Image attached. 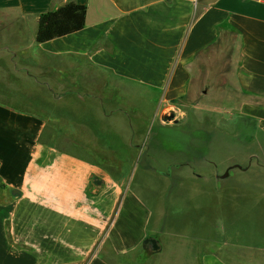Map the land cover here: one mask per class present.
Instances as JSON below:
<instances>
[{"label": "crops", "instance_id": "0c3cea01", "mask_svg": "<svg viewBox=\"0 0 264 264\" xmlns=\"http://www.w3.org/2000/svg\"><path fill=\"white\" fill-rule=\"evenodd\" d=\"M68 2L86 7L83 29L37 43L38 17ZM231 36L221 83L212 65L203 76L207 87L199 86L200 54ZM8 78L30 88L0 87V264L264 263V251H255L260 258L247 249L223 253L210 231L200 234L212 224L210 207L201 217L205 204L175 211L174 201L181 180L215 183L230 165L248 171L256 161L264 174V0H0V81ZM88 80H101V93L90 94ZM121 83L127 96L143 95L150 104L159 98L155 112L174 111L175 124L185 112L206 109L203 98L211 97L208 112L219 114L223 103L229 128L254 124L263 136L241 141L234 134L246 155L225 163L210 156L221 171L177 165L166 172L179 178L171 188L170 177L143 170L162 186L158 200L145 201L129 188L130 166L114 171L47 146L35 104L29 111L16 106L19 97L35 102L50 91L113 96ZM96 103L103 121L104 105ZM147 238L158 251L143 248Z\"/></svg>", "mask_w": 264, "mask_h": 264}, {"label": "rangeland", "instance_id": "374dc122", "mask_svg": "<svg viewBox=\"0 0 264 264\" xmlns=\"http://www.w3.org/2000/svg\"><path fill=\"white\" fill-rule=\"evenodd\" d=\"M234 39L232 36L228 37L224 40L226 43L222 41L219 46L200 54V80H195V83L207 87L203 76L207 74L208 67L211 71L212 65L221 83L230 53L227 42ZM87 82L84 88L90 94L101 93L104 89L101 80ZM3 85L27 90L30 88L12 78L0 81V87ZM119 85L118 91H113V96L63 97L56 96L50 91L49 95L41 96L39 99L35 97V102L32 95L19 97L16 106L29 111L35 104V109L38 110L35 115L45 122L42 139L47 146L87 158L114 171H117L116 167L119 165L123 168L130 166L129 188L145 201L151 198L158 200L157 196L162 186L153 178L145 176L143 170H151L166 176L168 174L166 172L171 173L172 169H178L177 165L186 172L189 163L190 165L193 163L194 170L197 169L195 165H199L198 169L207 175L214 170L221 171V167L210 160V156L216 157L220 163H225L235 162V159H241L246 155L247 148L242 149L236 140L232 139L234 134L238 133L241 141L246 136L250 139L263 136L254 124H248L247 127L235 124V127L229 128L230 114L225 112L223 103L219 114L208 112L207 106L212 105L211 97L203 98L202 103L206 109L185 112L186 116L181 122L177 124L170 122V125L161 127L160 123H166L160 120L159 112H155L159 98L153 96L150 104L143 95L136 97L125 95L128 86L122 83ZM96 102L104 105L103 121L100 119L101 113L98 112L102 107L98 108ZM112 109H115L114 113L111 112ZM169 111L171 110H164L162 114ZM111 115L112 117H109L111 120H108L107 117ZM220 120L223 121L218 122ZM214 123L217 125L216 129L212 128ZM191 139L193 144H190ZM196 158L202 161L196 164ZM178 159H181V162H177ZM228 167L233 169L228 171ZM228 167L220 175L224 176L228 172V176L215 183L199 182L190 186L191 184L183 183L181 180L179 185L181 187L174 198L177 203L175 211H179L180 204L188 205L191 202L205 204L199 209L200 215L205 216L207 210L204 207H210V221H213L210 228L201 230L200 234L207 235L210 231L209 235L216 238L219 246L221 244L223 253L229 251L239 254L246 249L250 254L264 251V174L258 171L256 161L252 162L248 171H241L235 165ZM261 172L264 173V170ZM166 177H170L169 188L179 181V178L172 175ZM213 188L215 192H211ZM255 255L258 256L256 252ZM243 262L242 260V264Z\"/></svg>", "mask_w": 264, "mask_h": 264}, {"label": "trees", "instance_id": "16d2710c", "mask_svg": "<svg viewBox=\"0 0 264 264\" xmlns=\"http://www.w3.org/2000/svg\"><path fill=\"white\" fill-rule=\"evenodd\" d=\"M85 15L86 7L74 2L41 14L38 17L35 41L44 43L80 31L85 25ZM221 39L220 37L219 42Z\"/></svg>", "mask_w": 264, "mask_h": 264}, {"label": "water", "instance_id": "95a60500", "mask_svg": "<svg viewBox=\"0 0 264 264\" xmlns=\"http://www.w3.org/2000/svg\"><path fill=\"white\" fill-rule=\"evenodd\" d=\"M160 120L166 124H168L170 122H174L175 121V112L169 111L168 113L162 114L160 117ZM236 167L241 169L240 166H236ZM227 176H228V172H226V174L224 176H222V178L227 177ZM143 248H145L151 252H156L159 250L160 247L158 245V242L155 239L147 238L143 241Z\"/></svg>", "mask_w": 264, "mask_h": 264}, {"label": "flooded vegetation", "instance_id": "af4514ba", "mask_svg": "<svg viewBox=\"0 0 264 264\" xmlns=\"http://www.w3.org/2000/svg\"><path fill=\"white\" fill-rule=\"evenodd\" d=\"M230 171V170H229Z\"/></svg>", "mask_w": 264, "mask_h": 264}]
</instances>
